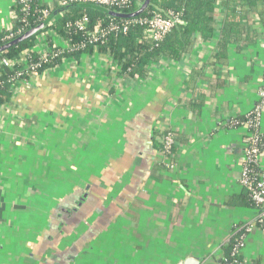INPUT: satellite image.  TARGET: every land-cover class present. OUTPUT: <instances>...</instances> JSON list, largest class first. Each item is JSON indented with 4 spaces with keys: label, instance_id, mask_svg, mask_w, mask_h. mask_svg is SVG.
<instances>
[{
    "label": "crops",
    "instance_id": "crops-1",
    "mask_svg": "<svg viewBox=\"0 0 264 264\" xmlns=\"http://www.w3.org/2000/svg\"><path fill=\"white\" fill-rule=\"evenodd\" d=\"M15 2L0 0V31L14 27ZM218 9L211 39L195 36L181 60L152 63L144 80L117 77L105 57L85 54L22 86L0 108V264L228 257V243L258 214L240 204L248 130L229 121L258 101L264 25L255 17L250 40L232 39L222 50L225 11ZM43 46L40 35L33 48ZM168 130L177 139L173 167L158 150ZM242 260L264 264L260 227Z\"/></svg>",
    "mask_w": 264,
    "mask_h": 264
},
{
    "label": "trees",
    "instance_id": "trees-1",
    "mask_svg": "<svg viewBox=\"0 0 264 264\" xmlns=\"http://www.w3.org/2000/svg\"><path fill=\"white\" fill-rule=\"evenodd\" d=\"M66 0L61 1L62 3ZM145 0H143L142 4ZM71 4V3H70ZM74 5V3H72ZM52 5L46 6L40 0H32L29 4L27 12L22 11V5L15 2L13 11L16 14L15 25L12 29L0 31V47L12 42L21 35L27 33L31 29L41 25L48 17H45L44 11L48 10L50 14L58 11L61 6ZM218 7L225 11V23L223 27V42L220 47L225 49L228 41L236 39L237 41H249L247 27L252 25V19L255 17L261 18L264 25V0H151L150 6L140 16L130 19H122L107 16L105 13L93 9H71L62 13V16L54 21L36 35L13 46L3 53L0 57L15 59L20 54L33 48L38 37L48 31H56V33L64 39H72L73 43L80 44L88 40V35L96 30H108L112 24L124 23L133 19L148 18L153 15V12L158 10L163 13L169 11L181 16L183 24L176 26L163 40L154 41L147 34L144 26L140 24H130L128 32L109 33L106 38L97 43L89 45L85 50L80 49L73 53H67L48 64H42L39 73H43L48 69H54L61 64L63 58L79 59L85 54H98L103 57H108L113 63L119 66V76L127 78V80L137 81L144 80L148 76L149 66L158 62L162 58H170L173 60H181L188 53L193 44L195 36H200L205 41L211 39L214 34L215 18L219 13ZM141 5L135 0L128 7L120 8L117 6L106 7V9L118 13L131 14L138 11ZM87 16L90 20L84 30H78L74 27H67L68 24L74 23L79 19ZM13 34L14 37L6 39V36ZM96 48V49H95ZM36 61L37 56L33 55ZM110 61V62H111ZM2 71V70H1ZM3 72V71H2ZM11 73L3 75L1 80L9 78ZM11 84L5 83V86L0 89V105H5L12 98ZM238 124L236 127H242L246 119L243 117L236 118ZM161 133L158 150L163 149ZM176 135V134H175ZM177 141V139H176ZM172 160H175L176 146L172 151ZM237 200V199H236ZM244 206H249L255 209L247 191L240 198ZM237 202V201H236ZM232 201L231 205H237ZM235 244L234 239L228 243L227 250L229 255L225 259H221L218 264H244L242 257H233L232 249Z\"/></svg>",
    "mask_w": 264,
    "mask_h": 264
},
{
    "label": "built area",
    "instance_id": "built-area-1",
    "mask_svg": "<svg viewBox=\"0 0 264 264\" xmlns=\"http://www.w3.org/2000/svg\"><path fill=\"white\" fill-rule=\"evenodd\" d=\"M22 5V11L27 12L29 10V4L32 0H15ZM134 0H66L63 5L68 4H89L98 7H113L120 8L128 7ZM138 4L142 5L143 0H135ZM45 17L50 15L48 10L44 11ZM90 20L87 16L77 20L74 23H70L67 27H74L78 30H84L89 24ZM130 24H140L145 27L146 32L154 41L163 40L176 26L183 24L181 16L175 14L172 11L163 13L161 11H154L153 15L148 18L133 19L119 24H112L108 30H96L92 34L88 35V40L76 44L72 42V39H64L60 37L56 31H48L42 35L44 46L40 52H36L34 48L27 50L19 55L15 59L7 57H0V89L5 86V83L11 84L12 93L15 94L22 86H33L37 79L41 76L51 72L53 69H48L43 73H39L38 70L42 64L51 63L53 60L67 54L85 50L89 45L97 43L100 40L106 38L109 33H122L128 32ZM52 25V23L50 24ZM14 35L10 34L6 36V39L13 38ZM96 49V48H95ZM37 56L36 61L33 55ZM95 55H99L98 51ZM110 68L115 76H119V66L113 63L108 57ZM67 60L63 58L62 61ZM111 61V62H110ZM3 72H2V71ZM11 74L9 78L1 80L3 75ZM6 105H0V108H6ZM264 117V81L262 86L258 90V101L254 105L253 109L247 113L244 118L246 119L243 127L248 130L247 146L242 159V172L240 176V185L247 191L251 201L254 204L258 214L252 221L246 223L241 227L238 236L235 237V244L232 249L233 257H242L243 249L246 247V241L248 235L254 228L260 227L264 231V171L261 168V161L264 156V130L263 126ZM239 125L236 119L229 121L231 128H236ZM163 149L161 156L167 167H173L174 161L172 160V151L177 144L176 135L173 131L168 130L162 136Z\"/></svg>",
    "mask_w": 264,
    "mask_h": 264
},
{
    "label": "water",
    "instance_id": "water-1",
    "mask_svg": "<svg viewBox=\"0 0 264 264\" xmlns=\"http://www.w3.org/2000/svg\"><path fill=\"white\" fill-rule=\"evenodd\" d=\"M150 2L151 0H145L144 3L141 5V8L131 14H124V13H118L115 11H111L108 10L106 8L103 7H98L95 5H89V4H80V5H74V6H69L66 8H63L55 13H53L45 22H43L41 25L31 29L30 31H28L27 33L21 35L20 37H18L17 39L13 40L12 42L0 47V54L3 53L4 51H6L7 49L16 46L18 44H20L21 42L29 39L30 37L36 35L38 32L42 31L43 29H45L46 27H48L52 20L58 15L61 14L65 11L71 10V9H93L96 11H100L102 13H105L107 16L110 17H115V18H122V19H130V18H135L140 16L143 12L146 11V9L150 6ZM193 262H195L196 264H200L197 261H188L186 264H194Z\"/></svg>",
    "mask_w": 264,
    "mask_h": 264
},
{
    "label": "rangeland",
    "instance_id": "rangeland-1",
    "mask_svg": "<svg viewBox=\"0 0 264 264\" xmlns=\"http://www.w3.org/2000/svg\"><path fill=\"white\" fill-rule=\"evenodd\" d=\"M246 243H247V241H246ZM245 248H246V247H245ZM245 248L243 249V253H244Z\"/></svg>",
    "mask_w": 264,
    "mask_h": 264
}]
</instances>
